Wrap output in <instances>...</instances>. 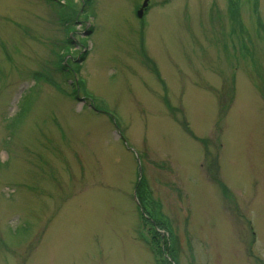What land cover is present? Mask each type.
<instances>
[{
	"label": "rangeland",
	"instance_id": "obj_1",
	"mask_svg": "<svg viewBox=\"0 0 264 264\" xmlns=\"http://www.w3.org/2000/svg\"><path fill=\"white\" fill-rule=\"evenodd\" d=\"M144 1L0 0V264H165L142 179L170 264H264V0Z\"/></svg>",
	"mask_w": 264,
	"mask_h": 264
},
{
	"label": "trees",
	"instance_id": "obj_2",
	"mask_svg": "<svg viewBox=\"0 0 264 264\" xmlns=\"http://www.w3.org/2000/svg\"><path fill=\"white\" fill-rule=\"evenodd\" d=\"M63 13H64V11H63ZM64 16H65V14H64ZM229 17L234 23V27L232 28V31H231V36L238 35V37H240V40L242 39V41H243V36L246 34V30H244L242 25H240L241 28L238 27V25H237L238 24L237 23V19H239L238 13H236V11L234 12V11L230 10ZM66 42H67V44L70 42L69 38L66 39ZM67 56H68V54L65 57H67ZM68 66H69V62H68ZM61 70H63V72H65L67 74V76H69L70 72H71V75L73 74V72H75L72 69V67L70 68V72L69 73H68V67H61ZM74 95H76L75 92H74ZM143 183H144V181L142 179L141 181L138 182V184L136 183V185H135V190L137 192V195H138V198H139V202H140V205L138 207L142 208L144 210V213H145L144 216H146L144 218L145 219L144 221L146 223L150 224L149 226L152 229V232H153V235H154V243L159 245L158 248H160V245L162 244V247L160 248V251L162 252V254H163V252L165 253L166 256L168 254L170 256V258H172V260H173L174 257H173L172 253L174 251L173 248L175 247L174 246L175 241L166 240L165 236L160 232L162 229H164V224L162 226L160 223H158L156 220H154L152 215H150L151 211L149 212V210H147V208L145 206V203H144V198H145L147 192H146V189L143 188V185H144ZM219 184H220L221 187L223 186V184H221L220 182H219ZM151 205H153V212L156 213L158 211V209H159V205L153 204V203ZM170 263H171V261L168 258H166L165 259V264H170Z\"/></svg>",
	"mask_w": 264,
	"mask_h": 264
},
{
	"label": "water",
	"instance_id": "obj_3",
	"mask_svg": "<svg viewBox=\"0 0 264 264\" xmlns=\"http://www.w3.org/2000/svg\"><path fill=\"white\" fill-rule=\"evenodd\" d=\"M147 5V1L144 4V7ZM142 11L139 12V16H141Z\"/></svg>",
	"mask_w": 264,
	"mask_h": 264
}]
</instances>
